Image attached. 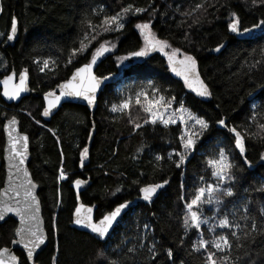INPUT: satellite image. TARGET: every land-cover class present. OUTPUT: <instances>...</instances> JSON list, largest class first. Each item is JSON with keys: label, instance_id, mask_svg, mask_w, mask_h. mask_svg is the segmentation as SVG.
Instances as JSON below:
<instances>
[{"label": "trees", "instance_id": "obj_1", "mask_svg": "<svg viewBox=\"0 0 264 264\" xmlns=\"http://www.w3.org/2000/svg\"><path fill=\"white\" fill-rule=\"evenodd\" d=\"M200 2L202 0H0V34H3L0 35V77L11 67L16 72L27 69L30 86L36 91V95L24 97L17 105L7 104L0 98V156L4 145L3 123L15 115L19 118L20 129L28 133L30 138L31 156L28 167L39 186L42 217L49 237L47 246L36 257L37 264H53L54 256L57 257L58 264H88L90 258L95 259L92 254L97 248L106 247L91 235L70 226L76 204L71 183L82 177L88 179L89 185L80 192V198L85 204L96 205V212L99 214L111 209L116 203L135 198L139 186L169 180L170 183L158 193L152 203L138 202L124 216L130 222L136 220L137 228L142 223L149 225L146 232L157 242L155 264H166L165 250L168 248L174 250L176 264H181V261L185 264H203L201 254L191 253V242L198 238L195 230L192 229L185 235L182 227L184 208L179 199L181 172H186L187 190L193 192V179L205 174L206 157L211 155L210 151L218 141L229 135L215 123L222 117H227L229 126H239L238 130L242 132L259 134L246 141V156L251 161V167L244 165L240 157L234 161L239 165L234 189L238 195L235 199L227 198L231 202L225 210L245 197L253 201L252 214L258 212L259 205L255 202H264V193L255 191L264 182V161L260 159L261 153H264V130L259 129L258 124L264 123V116L256 121L251 120L250 107L253 102L264 105V66L249 71V65L262 60L261 53L253 52V49L264 48V37L243 39L231 35L227 30V22L229 14L236 12L244 27L258 23L264 19V3L261 0H257L255 4L253 0H207L208 4L214 6L209 7L207 13H202L200 23L189 30L188 26L195 17L185 18L180 13ZM101 5L104 7L103 14L98 17L89 15L93 24L99 25L104 15H115L129 5L133 9L142 8L147 11L138 17H130L122 32H108L97 37L98 42L92 41L91 51L79 57L78 63L66 68L71 48L80 47V40L85 32L89 39L92 35L86 23L82 22L83 14L90 9H98ZM177 5H181L179 12L176 11ZM153 9L156 15H153ZM13 16L18 21L20 35L12 45L4 48L2 43ZM149 19L153 21L152 31L158 38L168 39L172 47L196 56L201 78L212 92L211 97L197 96L184 86L181 78L168 69L165 59L159 54H153L149 59L137 63L138 68L123 73L122 78L133 79V88L145 84L144 77L155 79L157 85L171 89L165 93L166 96L185 99V107L209 121L211 127L205 133L204 143L198 146L195 155L187 162L186 169H176L168 160V154L173 152L178 142L177 128L174 130V126L164 128L160 124H149L133 132V126L126 117L111 114L107 110L111 102H118L114 88L120 80L101 91L94 109L67 102L51 116H42L41 94L66 79L75 67L86 63L92 51L101 43L110 42L108 46L115 44L116 48L111 54H105L106 58L98 65L96 74L116 73L118 66L115 58L138 51L143 46V38L134 25ZM96 31L102 32V29L97 28ZM186 32L189 33L188 41L185 40ZM83 42L88 44L89 41L84 39ZM220 44L225 45L222 51L213 52ZM48 57L58 61L54 66L58 70L41 73L39 66L33 61H43ZM259 111L264 112V107ZM132 116L139 123H143L146 118L136 110H133ZM36 120H40V124ZM92 130L89 157L81 168L79 149L87 145ZM141 147L143 150L138 152ZM157 154L164 158L161 162L155 161ZM173 158L176 159L175 156ZM61 164L69 177L66 180H58ZM207 175L210 177V170ZM3 176L1 165L0 186ZM136 181L139 184L134 183ZM244 189L249 190L247 195ZM54 217L57 229L52 227ZM15 227L16 221L12 218L0 223V247L10 245ZM119 229L120 226H117L110 238L113 246H108L110 249H115L122 240L116 238ZM207 229L206 225H202L200 229L205 234V239H208ZM121 234L122 232L119 235ZM140 238L135 233L131 240L125 242L126 247L137 246ZM181 239L185 241L183 246ZM150 243V240L144 239L145 245ZM139 252L141 255L136 256L138 264H145L147 249H139ZM16 253L21 261L26 260L22 251L16 249Z\"/></svg>", "mask_w": 264, "mask_h": 264}, {"label": "snow or ice", "instance_id": "obj_2", "mask_svg": "<svg viewBox=\"0 0 264 264\" xmlns=\"http://www.w3.org/2000/svg\"><path fill=\"white\" fill-rule=\"evenodd\" d=\"M256 2L257 0H253V4ZM261 2L264 3V0H261ZM213 6L208 4L207 0H202V2L196 3L188 11L180 14L185 18L195 17L192 24L188 26L190 30L193 25L200 23V15L207 13L208 8ZM180 7L181 5L176 6L177 12H179ZM146 11L147 9L142 8L133 9L132 5H129L115 15H104L99 25L93 24L92 20L89 19V15L98 17L103 14V5L98 9L93 8L89 12L84 13L82 22L86 23L87 28L92 31L91 38L89 39L87 32L83 34V39L80 40V47L73 46L69 51L65 67L67 68L69 65L78 63L79 57L91 51L92 41H97V37L103 33L122 32L130 17H138ZM156 14L155 9H153V15ZM97 28H101L102 32H97ZM134 28L143 38L144 46L138 51H132L127 55L115 58L118 73L123 74L139 67V64L132 58L150 57L152 52L159 51L166 58L168 69L177 77L182 78L186 88L195 92L199 97L212 96L209 85L201 78L198 60L195 55L182 51L180 48H172L168 39L158 38L152 31L153 21L151 19L136 23ZM227 30L236 37L248 38H253L256 31L259 30L260 36L264 37V19H261L258 23H253L251 27H244L243 21L238 14L231 12L229 14V22H227ZM17 32L18 21L13 16L10 31L7 32V40L12 41L16 38ZM84 39H88V44L83 42ZM117 39H119V36H117ZM185 40H189L188 32L185 33ZM109 43H101L99 47L92 51L91 58L87 63L75 67L67 79L56 84L54 89L44 92L43 100L45 107L42 112L43 117H48L53 109H56L61 104L62 100L71 102V99L79 98L86 101L89 107L96 106L98 93L103 91L105 87L117 78L116 73L97 75L94 71V66L97 65L100 58H106L105 54H111L113 49L116 48L115 44H111V47H109ZM224 47V44H220L213 51L219 53ZM167 49H171V51ZM257 51L261 53L262 60L249 65V71L258 66H264V48L253 49V52ZM33 62L39 66L41 73L58 70L54 67L58 64V61L52 57L43 59L42 66H40L41 61L39 59ZM15 75V70H13L11 74L4 76L3 80H0V84L3 85L2 95L9 100H16L21 96V93L29 91L28 70H21L19 72V82L12 84L11 82L14 80ZM143 79L146 83L139 88H129L127 93L120 90L115 98L118 102H111L107 110L111 114L126 117L128 123L133 126V132L149 124L153 126L161 124L165 128L175 125L179 130L178 142L173 152L168 154V160L175 165L176 169H186L187 162L195 155L198 146L204 143L205 133L208 132L211 125L207 119L186 108L185 99L178 98L177 96H166L165 93L171 91V89H166L163 85H157L153 78L144 77ZM57 91L59 92L58 95ZM249 95L251 96L252 93H249ZM106 103L108 102L106 101ZM177 104L179 105L178 108L175 107ZM261 107H264V105L252 103L250 107L252 111L251 120L256 121L261 116H264V112L259 111ZM133 110L144 114L146 118L143 119V123L137 122V118L132 116ZM177 113H179L178 116ZM185 113H187V116H185ZM36 123L40 124V120H36ZM215 123L221 130H226L229 135L224 140L218 141L213 146L211 155L206 157L204 162L205 174L200 175L198 179H193V192L190 193L187 190L186 172H181V194L179 199L183 202L184 208V215L182 217L184 233L188 235L190 230H195L198 238L191 242V253L201 254L203 264H264V202L256 201L255 203L259 205V210L256 214H252L253 201L241 197L238 204L234 203L230 211H225L227 204L231 202L227 198L235 199L238 195L234 189L238 180L236 170L239 165L234 161L237 157H240L244 165L251 167V161L246 156V141L256 138L259 134H253L250 131L242 132L238 130L239 126L236 125L229 126L227 117H222ZM16 124V118L12 117L4 125V129L8 135V147L5 148V152H10L12 161L18 162V164L13 163L11 167L16 168V177L19 179L21 168L18 165L24 164L29 137L19 134L13 136L12 132L15 130L13 126ZM94 128L95 123H93ZM258 128L264 130V123H259ZM53 135H55V132H53ZM92 135L93 133H89L90 139ZM57 142H60L59 138ZM142 150L143 147L137 151L140 152ZM89 152L90 149L87 145L79 149L81 168L85 166ZM201 155H204V153H201ZM174 156L176 159L173 158ZM61 157L63 158V152H61ZM154 159L156 162H161L164 158L157 154ZM260 159L264 161V153H261ZM208 170L211 173L210 177L207 175ZM23 174L25 177L29 175L26 170L23 171ZM68 178L64 172L63 164H61L58 179L66 180ZM83 183L85 181L81 179L73 181V184L77 188ZM134 183L139 184L138 181ZM169 183V180H163L160 183H147L139 186L138 197L144 202L152 203L159 191ZM197 184L200 186H196ZM35 187L29 179L26 182L18 183L15 190L9 187L4 192H0V221H4L8 213H14L15 216L19 217V226L13 232L14 236L18 239H13L12 243L22 244V251L26 253V260L21 261L17 256L12 254L9 248H0V264H27V261L34 260L36 250L45 244L46 236L39 226L34 223L36 221L35 211L38 210L39 203L33 191ZM13 191L15 195L9 196L8 193ZM255 191L264 193V182H261V186L255 189ZM244 192L247 195L249 190L244 189ZM189 196H191L190 199ZM34 205L37 207L34 208ZM205 205L214 206L215 210L211 217L204 215ZM131 206V201L120 203L111 211L105 212L99 220L93 217L92 208H87L86 212H84L85 206L83 204L76 206L73 213L75 219H73L72 223L89 230L90 233L94 234V239L106 245V247L97 248L94 251L92 256L95 259L90 258L88 264H97V261H99V264H138L136 256L141 255L139 249L144 248L147 249L145 264H155V259L158 255L157 242L154 237L148 236L147 233L143 234V237L137 241V246L134 247H126L125 240L128 239L126 234H121L123 239L117 244L115 249H110L107 246L112 233L119 226L124 214ZM241 209H243L242 212ZM221 212H223L222 217L220 215ZM229 216L232 218L230 219ZM202 224H208L207 231L211 233H215L218 228L227 231L223 234L214 235L211 240H208L204 238L205 234L200 231ZM143 226L146 229L149 227L147 223ZM52 227L53 229L58 228L55 217L53 218ZM144 239L150 240L151 243L145 245ZM184 244L185 241L181 239V246ZM165 251L167 254L166 264H176L174 250L168 248ZM111 257H115V259ZM53 264H58L57 257L55 256L53 257ZM181 264H185V262L181 261Z\"/></svg>", "mask_w": 264, "mask_h": 264}, {"label": "water", "instance_id": "obj_3", "mask_svg": "<svg viewBox=\"0 0 264 264\" xmlns=\"http://www.w3.org/2000/svg\"><path fill=\"white\" fill-rule=\"evenodd\" d=\"M10 27H11V25H10ZM249 27H251V26H249ZM8 31H10V28H9ZM229 34H230V33H229ZM19 35H20V33H19V28H18V32H17V36H16V38H14L12 41H8V40H7V35H6V37H5V39H4L3 43H2V46L5 48V47H8V46L12 45L16 40H18ZM231 35H232V34H231ZM258 36H260L259 30L256 31V33H255V35H254L253 38H256V37H258ZM239 38H243V39H253V38H248V37H239ZM212 51H213V50H212ZM213 52H214V51H213ZM154 53H157V54L161 55V56L166 60V58L164 57L163 53H162V52H159V51H154V52H152V53L150 54V56H151L152 54H154ZM148 58H149V57H144V58H141L139 61H144L145 59H148ZM102 59H103V57L100 58V60L98 61L97 65L94 66V71H95V73H96V69H97L98 65L101 63ZM89 60H90V59H89ZM166 62H167V60H166ZM86 63H87V62H86ZM83 64H84V63H83ZM79 66H80V65H79ZM79 66H77V67H79ZM13 70H15L13 67H12L11 69H9V70H8L3 76L0 77V80H3L4 76L11 74V73L13 72ZM71 72H72V71H71ZM15 73H16V75H15V77H14V80L11 82L12 84H17V83L19 82V74H17L16 71H15ZM116 74H117V78H116L115 81L112 82V83H115L118 79H120V78L122 77V74H120V73H118V72H117ZM70 75H71V73L69 74V76H70ZM67 78H68V77H67ZM67 78H66V79H67ZM60 82H61V81H60ZM60 82H59V83H60ZM110 84H111V83H110ZM55 87H56V86H55ZM55 87H54V88H55ZM54 88H53V89H54ZM28 89H29V91H26V92L21 93V96L18 97L16 100H9V99H7L6 97H3V95H2V94H3V85L0 84V98H1L5 103H7V104H14V105H17V104H18V103H19V102H20L25 96H29L30 94H32V95H36V91L33 90V89L31 88V86H30L29 75H28ZM49 91H50V90H49ZM46 92H47V91H46ZM100 93H101V92L98 93V97H99ZM43 94H44V92L41 94L42 99H43ZM58 94H59V92L57 91V95H58ZM63 103H67V102H65V101L62 100L61 104L58 105L56 109H53L52 113H50L49 116H51L55 111H57V110L61 107V105H62ZM71 103L80 104V105L86 106V107L89 108V109H94V107H95V106H94V107H89V106L87 105V102H86V101H83V100H81V99H79V98H73V99H71ZM44 107H45V103H44V100H43V108H44ZM42 112H43V109H42ZM49 116H48V117H49ZM12 117H15L16 120H17V124L13 126V128H14L15 130L12 132V135L15 136V135L19 134V135H21V136H23V135H27V136L29 137L28 133H26V132H24V131H22V130L20 129V121H19V118H18L17 116L12 115V116H10L9 118H7V119L4 121V123H3L4 145H3V153H2V156H0V166H1V165L3 166L4 176H3L2 185L0 186V192H4V191L7 190L9 187H11V188H13V189L15 190V189H16V186H17L18 183H20V182H26V181L29 180V179H30V180L32 181V183L36 186V187L33 189V191H34V193L36 194L39 203H38V210L35 211L36 221H35L34 223L37 224V225L39 226V228L41 229V231L44 233V235L46 236V241H45V244L41 245L40 248H38V249L36 250V252L34 253V259H35V257H36L41 251H43V250L45 249V247L47 246V244H48V242H49V237H48L47 230H46V228H45V221H44V219H43V217H42L41 202H40V198H39V196H38V189H39V186H38V183L32 178L31 172H30L29 167H28V163H29V161H30V156H31V154H30V138H29L28 150H27V152L25 153V161H24V164H23V165H18V166L21 168V171H20V173H19V179H17V177H16V168L11 167V165H12L13 163H17V164H18V162H17V161H12V159H11V153H10V152H5V148L8 147V135H7V133H6L5 129H4V125H5L6 123H8V121L11 120ZM91 133H93V130H92ZM90 142H91V139L89 138V140H88V144H87L88 147H89V143H90ZM24 170H26V171L29 173V175H28L27 177H25L24 174H23V171H24ZM75 180H76V179H75ZM75 180H74V181H75ZM81 180H82V179H81ZM159 183H160V182H159ZM71 187L73 188V190H74V192H75V195H76V205H75V208H76V206H77L78 204H83V205L85 206L84 212H86V209H87V208H92V209H93L92 215H93V217L95 218V214H96V205L85 204V203L82 202V200H81V198H80V192H81L82 190H84V188H86V184H85V185L81 184L80 187L77 188V187L73 184V182H72V183H71ZM21 191H22V189H21ZM160 191H161V190H160ZM160 191H159V192H160ZM8 195H9V196H14V195H15V192H14V191H13V192H10V193H8ZM139 200H140L139 197H136L135 199L123 200V201L117 203L116 205H114V207H113L112 209H114L118 204H120V203H124V202H126V201H131V202H132V206H133V205H134L137 201H139ZM132 206H131V207H132ZM33 207L36 208L37 206L34 205ZM131 207H130V208H131ZM75 208H74V210H73V213H74V211H75ZM130 208H129V209H130ZM112 209H111V210H112ZM111 210H109V211H111ZM127 210H128V209H127ZM126 212H127V211H126ZM73 213H72V220H71L70 226L73 227V228H75V229L78 230V231L85 232V233L91 235V236L94 238V234L90 233L89 230L83 228V227L80 226V225H76V224L72 223L73 219H75V217L73 216ZM82 214H83V213H82ZM8 218H12L14 221H16V227L19 226V217L15 216L14 213H8L7 216H6V219H8ZM100 218H101V216H100L98 219H96V220H99ZM6 219H5V220H6ZM5 220H4V221H5ZM2 222H3V221H0V223H2ZM16 227H15V228H16ZM13 239H18V238L14 236ZM13 239H12V240H13ZM12 240H11V243H10L9 246H2V247H0V248H4V247L9 248V249L11 250L12 254H14L15 256H17V257L19 258V260H21L20 257H19V255L16 253L15 250L18 249V250L22 251L23 245H22V244H13V243H12ZM22 252L24 253L25 258H26V253H25L24 251H22ZM27 262H28V264H33L34 260H33V261H27Z\"/></svg>", "mask_w": 264, "mask_h": 264}, {"label": "rangeland", "instance_id": "obj_4", "mask_svg": "<svg viewBox=\"0 0 264 264\" xmlns=\"http://www.w3.org/2000/svg\"><path fill=\"white\" fill-rule=\"evenodd\" d=\"M154 33V32H153ZM5 39V38H4ZM4 41V40H3ZM144 46V44H143ZM142 46V47H143ZM174 48V47H172ZM114 50V49H113ZM168 51H171V49H167ZM92 55V54H91ZM41 65H42V61H41ZM120 80V81H119ZM118 81V83L116 84L114 90H115V94L118 95V93L120 92V90H123L125 93L128 92V89L129 88H133V79H130V78H120ZM110 107V106H109ZM175 107H179V105L177 104ZM187 108V107H186ZM192 112V111H191ZM179 115V113H177V116ZM185 116H187V113H185ZM161 125V124H160ZM171 126H174V130H176V126L175 125H171ZM162 127H164L162 125ZM165 128V127H164ZM213 151V150H212ZM212 151H210V154L212 153ZM216 151H218V149H216ZM172 153V151L170 152ZM59 177V176H58ZM59 180V179H58ZM211 182V181H209ZM240 202V199L237 200L235 203L238 204ZM233 207V206H232ZM232 207H230L228 210H225V211H230L232 209ZM214 206L212 205H205L204 206V215L205 216H208V217H211L213 215V211H214ZM243 211V209H241V212ZM221 217L223 216V213L220 214ZM229 218L231 219L232 217L229 216ZM213 222H218V221H213ZM138 224V222L136 220L130 222L126 216L123 217V219L120 221V229L118 230V233H117V236L116 238H120V239H123V236L119 235L121 232L122 234H128L127 236V240H125V242L131 240L132 237H134V234L136 233V237H143V234L144 233H147L146 230H148V228H144V224L145 223H142L141 227L137 228L136 225ZM202 225H206L207 227H209L208 224H202ZM201 225V226H202ZM121 227H123L124 229H121ZM223 233H226V230L225 229H217L215 233H211L209 232L208 234V240H211L213 238L214 235H219V234H223ZM114 234V232L112 233V235ZM140 238V239H141ZM205 238V237H204ZM132 241H135V239H132ZM112 245V241L109 239L108 240V244L107 246H110V247H113L111 246Z\"/></svg>", "mask_w": 264, "mask_h": 264}, {"label": "flooded vegetation", "instance_id": "obj_5", "mask_svg": "<svg viewBox=\"0 0 264 264\" xmlns=\"http://www.w3.org/2000/svg\"><path fill=\"white\" fill-rule=\"evenodd\" d=\"M11 68H12V67H11ZM11 68H10V69H11ZM8 70H9V69H8ZM17 74H19V72H17ZM25 97H27V96H25ZM88 140H89V139H88ZM87 144H88V142H87ZM81 179H82L83 181H85V183H83V185L86 184V188H87L88 185H89V181H88V179H87V178H84V177H82ZM158 183H159V182H158ZM136 197H138V195H137ZM136 197H135V198H136ZM135 198H133V199H135ZM155 198H156V197H155ZM155 198H154V199H155ZM138 202H144V201H142V200L140 199V200L137 201L136 203H138ZM145 203H148V202H145ZM116 204H117V203H116ZM116 204H115V205H116ZM149 204H150V203H149ZM75 205H76V204H75ZM113 207H114V206H113ZM113 207H112V208H113ZM74 208H75V207H74ZM112 208H111V209H112ZM111 209H109V210H111ZM73 210H74V209H73ZM109 210H107V209L104 210V212H103L102 214H99V213L96 212V214H95V219H98L100 216H102L105 212H107V211H109ZM15 251H16V250H15ZM36 257H37V256H36ZM36 257H35V259H34V264H37V263L35 262Z\"/></svg>", "mask_w": 264, "mask_h": 264}, {"label": "bare ground", "instance_id": "obj_6", "mask_svg": "<svg viewBox=\"0 0 264 264\" xmlns=\"http://www.w3.org/2000/svg\"><path fill=\"white\" fill-rule=\"evenodd\" d=\"M6 220H7V219H6ZM6 220H5V221H6ZM3 222H4V221H3Z\"/></svg>", "mask_w": 264, "mask_h": 264}]
</instances>
